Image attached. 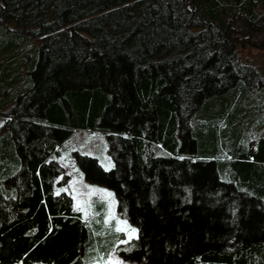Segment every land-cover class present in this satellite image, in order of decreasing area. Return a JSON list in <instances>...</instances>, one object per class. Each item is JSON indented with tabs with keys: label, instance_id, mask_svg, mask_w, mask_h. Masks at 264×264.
Here are the masks:
<instances>
[{
	"label": "trees",
	"instance_id": "trees-1",
	"mask_svg": "<svg viewBox=\"0 0 264 264\" xmlns=\"http://www.w3.org/2000/svg\"><path fill=\"white\" fill-rule=\"evenodd\" d=\"M246 48L264 51V0H0V264H264V68ZM77 130L106 135L110 170L74 158L129 241L64 192L53 156Z\"/></svg>",
	"mask_w": 264,
	"mask_h": 264
},
{
	"label": "rangeland",
	"instance_id": "rangeland-1",
	"mask_svg": "<svg viewBox=\"0 0 264 264\" xmlns=\"http://www.w3.org/2000/svg\"><path fill=\"white\" fill-rule=\"evenodd\" d=\"M256 38V36H255ZM242 58L256 67L264 68V51L256 49L240 50ZM4 119L0 117V135L4 129ZM87 155L98 160L105 169L113 167V161L108 154L106 135L101 131L77 130L57 149L56 158L65 167L70 176L68 187L64 192L68 193L73 200L74 207L81 213L85 224L95 222L98 211L105 215L104 223L113 221L115 231L123 234L125 241L136 237L137 232L124 220L115 217V198L113 192L103 186L87 181L77 165L74 154ZM100 207V209H98ZM99 222V218L96 223ZM112 223V222H111ZM113 234V233H110ZM92 264H127L122 262L115 251L109 250L105 257Z\"/></svg>",
	"mask_w": 264,
	"mask_h": 264
}]
</instances>
